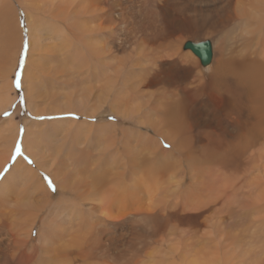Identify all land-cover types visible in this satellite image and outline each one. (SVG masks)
<instances>
[{
	"label": "bare ground",
	"instance_id": "1",
	"mask_svg": "<svg viewBox=\"0 0 264 264\" xmlns=\"http://www.w3.org/2000/svg\"><path fill=\"white\" fill-rule=\"evenodd\" d=\"M173 2L0 0V113L24 17L28 111L52 118L0 121V264H264V0L211 2L204 33H239L204 94L174 77L201 62Z\"/></svg>",
	"mask_w": 264,
	"mask_h": 264
},
{
	"label": "rangeland",
	"instance_id": "2",
	"mask_svg": "<svg viewBox=\"0 0 264 264\" xmlns=\"http://www.w3.org/2000/svg\"><path fill=\"white\" fill-rule=\"evenodd\" d=\"M210 1L211 0H208V1L207 0H185V1L184 0H177V1L174 0L173 4L180 6L178 8H175V11L178 12L177 16L179 18H182V20L179 22V25H183V26L188 27V32L184 33L183 35L177 36V37L183 38L182 40L184 41V44L188 43V42H190V43L210 42L211 47L214 46V48H215V55L219 56L220 50H222V48H223L222 46L225 47L227 42H229L230 39L232 41L234 39V37L236 36V34H238L239 32L237 31L238 33H236V32H234L235 29H230L229 27H227V29H225V31L220 33V34H218L217 32H213V31H211V32L209 31L207 33H204L205 28L207 26H209V24L213 23L216 19V13H214V10H213V5L215 6V4L211 3L213 0L211 2ZM209 4H210V6H209ZM24 21H25L24 17L21 18V25L23 26V31H22V43H21L20 52L18 54V59H17V67H16L15 72L10 76L11 86H12V90H13V97H14L15 101L11 104V107L9 109L0 113V121H4V120L9 119V117L14 112L15 108H18L19 114L14 115L13 119L15 122H18V124H19L18 131H19L20 138L25 133V131L23 129V123H25L27 121L49 122L52 120L51 115L48 114V112L41 114L42 116L34 117L33 113H30L28 111V107H27L28 102L26 101V98H25V88L22 86L21 81H22V77H23V72L25 70L24 68H26V66L28 65V62L30 64V62L35 60L38 57V55H37V53L30 55V59L27 62V58L29 56L28 52H29L30 47H29V43H28V32H27L26 27H24V23H25ZM234 25H235V28H237V29H240L241 26L245 27L243 24L239 25L238 23H234ZM189 29H193L194 32H192ZM181 51L186 52L183 49V47L181 48ZM200 70H205V67L203 65H200V63H198L197 67H195L193 65H180L175 70V76L174 77L178 82L186 84L189 86L188 87V90H189L188 93L193 92L194 90H197V91H200L204 94V89L207 85L206 78L204 79V82L202 84H199L198 86L195 84L198 81V79L201 78V76L199 78H197L199 75H201L199 73ZM148 90L151 93H154L156 91L155 88H151ZM174 92H175V90L172 91V93H174ZM183 93H186V88L183 90ZM46 104H48V103L43 104L38 110H44L46 108V106H45ZM106 114L107 113H105L104 116ZM71 115L66 116L67 119H73L76 121H80L82 119V118L78 117L76 114H71ZM99 120H100V118L98 117L96 119H93L92 122H95V121L97 122ZM105 120H109L110 122H112L114 124H118L120 122V118L117 117L115 114H112V113H108L107 116H105ZM105 120L103 118V121H105ZM17 149H19V151H17ZM13 151L14 152L11 155L10 161H9L8 165L6 166L7 171L9 169H12L15 160L23 152L20 140H18L16 142ZM29 161H31V163H29ZM23 162L31 168L34 167L33 160L31 159V157H29L27 155H23ZM2 175H4V173H2L0 175V179L2 178ZM42 178L41 179L43 180V182L49 188V191L52 192L51 194H52L53 199H55L57 197L56 188L53 186V184L51 183L50 180L46 179L45 176H42ZM35 236H36V234L34 231V232H32V238H35Z\"/></svg>",
	"mask_w": 264,
	"mask_h": 264
},
{
	"label": "water",
	"instance_id": "3",
	"mask_svg": "<svg viewBox=\"0 0 264 264\" xmlns=\"http://www.w3.org/2000/svg\"><path fill=\"white\" fill-rule=\"evenodd\" d=\"M185 50H190L196 57L199 58L201 65L206 66L210 63L212 53H211V44L210 42H201V43H185Z\"/></svg>",
	"mask_w": 264,
	"mask_h": 264
},
{
	"label": "snow or ice",
	"instance_id": "4",
	"mask_svg": "<svg viewBox=\"0 0 264 264\" xmlns=\"http://www.w3.org/2000/svg\"><path fill=\"white\" fill-rule=\"evenodd\" d=\"M17 151H19V149H17ZM29 163H31V161H29Z\"/></svg>",
	"mask_w": 264,
	"mask_h": 264
}]
</instances>
